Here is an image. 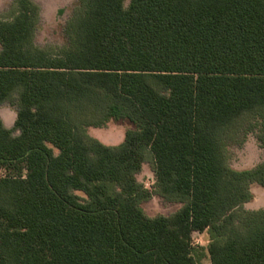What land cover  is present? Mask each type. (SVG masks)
<instances>
[{"label":"trees","instance_id":"obj_1","mask_svg":"<svg viewBox=\"0 0 264 264\" xmlns=\"http://www.w3.org/2000/svg\"><path fill=\"white\" fill-rule=\"evenodd\" d=\"M125 1L77 0L57 52L29 0L0 21V264H264V159L228 162L239 132L264 153V0ZM147 156L170 216L141 208Z\"/></svg>","mask_w":264,"mask_h":264},{"label":"rangeland","instance_id":"obj_2","mask_svg":"<svg viewBox=\"0 0 264 264\" xmlns=\"http://www.w3.org/2000/svg\"><path fill=\"white\" fill-rule=\"evenodd\" d=\"M35 4L39 12L38 29L34 37L37 47L57 52L63 45L62 28L71 18L77 0H29ZM16 0H0V21L11 20L15 16ZM129 0L125 1V6ZM0 118L7 129H11L15 120L14 108L5 102L0 105ZM128 125L123 122H110L101 129H89V136L97 139L105 145H118L123 140V135ZM239 132L236 139L230 143L228 148L229 165L236 170L250 169L263 160V152L255 140L254 134L244 136ZM243 140V141H242ZM241 141L243 144H241ZM55 153H57L55 151ZM3 172L0 171V176ZM138 182L150 193V199L141 204L144 213L154 218L156 216H170L175 213L181 205L175 201L159 196L154 189V167L151 156L146 157L141 172L136 176ZM254 200L249 206L251 208L264 209V190L258 185L251 188ZM77 196L85 198L80 192ZM192 244L194 246L206 247L208 235L206 233L193 234ZM201 264H210L209 258L203 259Z\"/></svg>","mask_w":264,"mask_h":264},{"label":"crops","instance_id":"obj_3","mask_svg":"<svg viewBox=\"0 0 264 264\" xmlns=\"http://www.w3.org/2000/svg\"><path fill=\"white\" fill-rule=\"evenodd\" d=\"M263 152V151H262ZM263 155H264V153H263ZM263 159H264V157H263ZM263 161V160H262ZM261 161V162H262ZM259 164V163H258ZM255 167V166H254ZM253 168V167H252ZM234 169V168H233ZM251 169V168H250ZM236 170V169H235ZM245 170H248V169H245ZM240 171V170H239ZM253 185H255V184H252L251 186H250V191H251V188H252V186ZM252 193V192H251ZM253 194V193H252ZM255 198H254V196H253V199H252V201L251 202H249V203H247V204H245L244 205V208L245 209H247V210H256V208H251V206H249V205H251L252 203H253V200H254Z\"/></svg>","mask_w":264,"mask_h":264}]
</instances>
